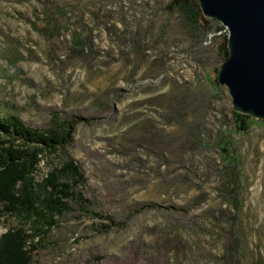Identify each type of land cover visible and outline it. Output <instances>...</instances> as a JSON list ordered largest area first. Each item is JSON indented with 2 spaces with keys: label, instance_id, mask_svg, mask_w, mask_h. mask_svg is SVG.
Returning a JSON list of instances; mask_svg holds the SVG:
<instances>
[{
  "label": "rangeland",
  "instance_id": "374dc122",
  "mask_svg": "<svg viewBox=\"0 0 264 264\" xmlns=\"http://www.w3.org/2000/svg\"><path fill=\"white\" fill-rule=\"evenodd\" d=\"M226 37L196 0H0V118L74 122L34 178H84L51 227L0 235L32 233L31 264H264V122L235 129Z\"/></svg>",
  "mask_w": 264,
  "mask_h": 264
},
{
  "label": "trees",
  "instance_id": "16d2710c",
  "mask_svg": "<svg viewBox=\"0 0 264 264\" xmlns=\"http://www.w3.org/2000/svg\"><path fill=\"white\" fill-rule=\"evenodd\" d=\"M190 0H173L187 3ZM225 60L228 51H224ZM235 129L248 132L251 118L233 112ZM264 122V121H261ZM74 122H61L54 130L39 131L26 127L16 116L0 118V217L23 216L46 222L54 215L70 210L66 200L75 195L74 188L84 183L75 161L67 160L53 168L40 182L35 173L45 155H55L72 141ZM112 222L104 226L108 231ZM37 241L23 227L8 229L0 235V264H31Z\"/></svg>",
  "mask_w": 264,
  "mask_h": 264
},
{
  "label": "water",
  "instance_id": "95a60500",
  "mask_svg": "<svg viewBox=\"0 0 264 264\" xmlns=\"http://www.w3.org/2000/svg\"><path fill=\"white\" fill-rule=\"evenodd\" d=\"M204 17L227 32V59L217 83L236 114L264 121V0H196Z\"/></svg>",
  "mask_w": 264,
  "mask_h": 264
}]
</instances>
